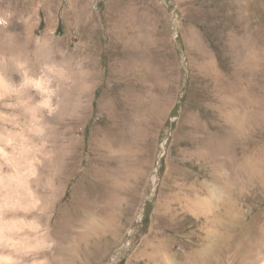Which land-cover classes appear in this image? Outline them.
Wrapping results in <instances>:
<instances>
[{
	"label": "rangeland",
	"instance_id": "rangeland-1",
	"mask_svg": "<svg viewBox=\"0 0 264 264\" xmlns=\"http://www.w3.org/2000/svg\"><path fill=\"white\" fill-rule=\"evenodd\" d=\"M9 43L72 77L41 140L0 117L44 264H262L264 0H0Z\"/></svg>",
	"mask_w": 264,
	"mask_h": 264
},
{
	"label": "bare ground",
	"instance_id": "bare-ground-1",
	"mask_svg": "<svg viewBox=\"0 0 264 264\" xmlns=\"http://www.w3.org/2000/svg\"><path fill=\"white\" fill-rule=\"evenodd\" d=\"M6 49L0 48V117H8L24 135L41 140L49 117L60 106L53 81L62 85L60 88L65 89L68 97L70 84L65 83L72 77L50 59L44 60L45 73L35 77L20 56L14 54L15 47L9 43ZM39 93L42 96L37 98ZM22 144L16 135L0 126V264H44L37 250L49 244L41 233L39 220L27 218L41 204L30 183L39 173L42 157L25 154ZM205 252L202 254L200 250L203 258H206Z\"/></svg>",
	"mask_w": 264,
	"mask_h": 264
}]
</instances>
